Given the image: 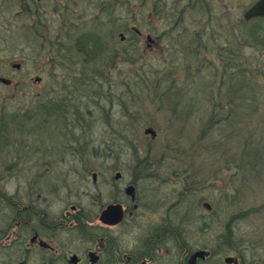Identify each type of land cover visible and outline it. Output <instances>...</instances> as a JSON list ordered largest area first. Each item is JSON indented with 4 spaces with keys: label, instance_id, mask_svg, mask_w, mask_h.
I'll return each instance as SVG.
<instances>
[{
    "label": "rangeland",
    "instance_id": "rangeland-1",
    "mask_svg": "<svg viewBox=\"0 0 264 264\" xmlns=\"http://www.w3.org/2000/svg\"><path fill=\"white\" fill-rule=\"evenodd\" d=\"M16 1L0 0V76L13 81L10 87L0 83V160L14 157L21 149L24 159H35L43 145L69 144L77 137L91 149H103L87 157L82 149L91 163L122 160L129 177H156L158 183L164 182L157 184L159 196L171 197L170 186L177 179L173 171L187 169L185 205L203 208L209 203L219 209L215 225L211 230L205 227L206 242H227L236 221L245 229L242 235L254 233L264 239V111L235 114L253 119L244 121H254L256 132L238 133L230 125L220 127L217 120L209 130L206 102L210 101L204 94L212 91L209 85L218 69L198 73L196 68L180 67L187 59V47L193 52L189 41L195 44L194 34L202 30L204 55L218 66L221 42L228 41L225 36L216 40L220 26L222 31L238 29L236 36L243 29L241 40L251 45L245 48L246 54L259 45L261 49L263 21L247 23L242 16H234V23L184 22L162 40L164 51L146 54L131 26L147 36L153 32L152 25L135 19L132 23L129 18L148 15L149 8L139 6L141 2L79 0L78 6L73 4L74 14L69 0H23L26 11L18 14ZM121 33L128 39L124 41ZM58 41L70 63L66 58L62 64L55 60L60 49L63 53ZM129 55H135V61H128ZM110 61L113 78L105 81L96 69L105 73ZM17 64L22 67H12ZM36 77L42 80L37 82ZM157 80L161 82L158 89ZM171 86L179 95L166 94ZM221 100L227 101V96ZM38 105L39 111L33 114ZM149 128L157 132L155 139L145 133ZM223 138L228 143L220 149ZM100 161L93 167H100ZM200 186L202 191L196 192Z\"/></svg>",
    "mask_w": 264,
    "mask_h": 264
},
{
    "label": "flooded vegetation",
    "instance_id": "flooded-vegetation-1",
    "mask_svg": "<svg viewBox=\"0 0 264 264\" xmlns=\"http://www.w3.org/2000/svg\"><path fill=\"white\" fill-rule=\"evenodd\" d=\"M136 1L149 12L130 22H147L153 32L145 36L138 27L131 29L144 52L153 54L164 51L162 40L184 22L234 23V16L246 21L260 0ZM69 2L78 6L79 0ZM70 147L43 145L35 159H24L21 149L0 160V264H264V239L242 235L237 221L227 242L203 239L219 209L185 205L187 169L173 171L174 197L159 196L157 184L164 182L156 177H129L122 160L91 163ZM95 161L101 166L93 167Z\"/></svg>",
    "mask_w": 264,
    "mask_h": 264
},
{
    "label": "trees",
    "instance_id": "trees-1",
    "mask_svg": "<svg viewBox=\"0 0 264 264\" xmlns=\"http://www.w3.org/2000/svg\"><path fill=\"white\" fill-rule=\"evenodd\" d=\"M2 1L3 3H5L7 0ZM15 5L20 10L19 12L17 11L18 14L26 11V6L24 5L23 0H17ZM261 21L264 22V20ZM205 29L209 28L205 27ZM221 29L222 28L220 26L219 31L221 33L217 36L216 40L222 36H225L228 39L227 42H224L223 39L221 40L223 42H221V48H219V51L217 52V56L220 58L221 65H216L215 62H213L212 60H208L204 55V51L207 48L202 46V40L199 36V34L205 32V30H202L198 32V34H194V40H196L195 44L189 41L190 45L194 47V49L191 48L193 52L190 53V50L187 47V59L184 60V63L181 64L180 67H188L189 70H191L192 68H196L198 73H201L207 69H212L214 67L215 69H218L214 70V75H212L213 80L209 85V89L212 91L206 92L204 94V97L208 101H210L206 102L207 108L210 112L208 118L210 120L209 130H211L212 125H214V121L217 120V123L220 127L224 125H230L231 128H236L237 130L234 131L238 133H244L246 130H252L253 132H256L257 126L253 125L254 121H249L248 123H246L244 119H249V117L246 116L244 118L235 114L242 115L241 112H248L249 109L254 115L262 113L264 111V55H261V50L264 48V43L262 41L261 49L260 45L255 49L250 48L251 52L249 54H246L245 48L251 45L245 43L244 40H241L244 36V34L242 33L243 29L242 31H240L241 34L239 36H236L238 33V29H232L234 32H232L231 30L222 31ZM252 35L256 41L259 40L256 32L252 33ZM212 37L214 36L212 35ZM261 37L264 38V34H261ZM58 44L62 47L60 41H58ZM64 46L66 47L67 45L65 44ZM62 49L63 53L60 49V51H58L60 52V55L55 58V60L57 59L58 64H62L65 58L68 62L70 60L69 56L67 57V51H65L63 47ZM195 49L197 50L195 51ZM199 49H202L201 51L203 56L201 57H199ZM67 50L69 49L67 48ZM64 55H66V57H64ZM86 55L90 56L88 54ZM129 56V58H127L128 61H135V55ZM87 64H90V62H88ZM112 66L113 63L111 61L109 62V64L106 63L105 73L104 71L101 72L102 69H96V72H99V78L101 77V79H104L105 81H110L113 78V71L111 69ZM83 73L84 71L79 73L80 76H82ZM166 76L169 77L170 75H167L166 73ZM192 78L194 79V77ZM76 80L80 81V78H77ZM173 80H175V78H173ZM160 84L161 82L157 80L155 82V88L158 89ZM178 91L179 90L175 89V86H171L167 89L166 94L179 95ZM106 96L107 98H110L108 94ZM114 96L115 95L111 94V98H113ZM221 96H227V101L221 100ZM112 101L110 102L112 103ZM182 104L183 103H179L178 105ZM189 104L194 105L195 103ZM195 106H197V104ZM39 109L40 108L38 105L37 107H35L32 113L35 114L37 111H39ZM237 124H239L238 128ZM223 128L221 129V131H223L222 134L224 133ZM229 133L231 134L232 130L229 131ZM123 136L125 137V134H121L122 138H124ZM227 140L228 139L223 138L222 141L224 143L219 144L221 146L220 149H223V147L227 145Z\"/></svg>",
    "mask_w": 264,
    "mask_h": 264
},
{
    "label": "water",
    "instance_id": "water-1",
    "mask_svg": "<svg viewBox=\"0 0 264 264\" xmlns=\"http://www.w3.org/2000/svg\"><path fill=\"white\" fill-rule=\"evenodd\" d=\"M246 19H252L254 17H264V0H260L258 3H256L247 13H246ZM14 68L20 69V65H13ZM41 79L38 78L36 81H40ZM0 83L4 85H11L12 80L6 78V77H0ZM146 134H150L152 139H155L157 137V133L152 128H149L145 131Z\"/></svg>",
    "mask_w": 264,
    "mask_h": 264
},
{
    "label": "bare ground",
    "instance_id": "bare-ground-1",
    "mask_svg": "<svg viewBox=\"0 0 264 264\" xmlns=\"http://www.w3.org/2000/svg\"><path fill=\"white\" fill-rule=\"evenodd\" d=\"M69 145L71 146L70 147V150H79L81 153H82V149L85 150V155L86 157L89 156V153L90 152H97V151H101L103 149H96V148H93L91 149L93 146H90L88 147V144H85L83 140H80L79 138L77 139V137H73V139L69 142ZM102 145V144H100ZM108 146V145H106ZM84 155V154H83Z\"/></svg>",
    "mask_w": 264,
    "mask_h": 264
}]
</instances>
